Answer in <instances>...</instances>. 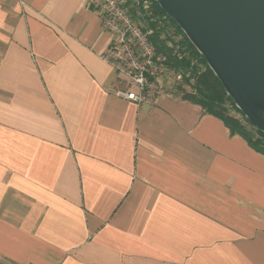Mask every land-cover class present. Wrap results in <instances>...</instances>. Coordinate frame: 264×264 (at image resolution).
<instances>
[{
	"label": "crops",
	"instance_id": "1",
	"mask_svg": "<svg viewBox=\"0 0 264 264\" xmlns=\"http://www.w3.org/2000/svg\"><path fill=\"white\" fill-rule=\"evenodd\" d=\"M88 0H0V264H264V154L101 58Z\"/></svg>",
	"mask_w": 264,
	"mask_h": 264
},
{
	"label": "water",
	"instance_id": "2",
	"mask_svg": "<svg viewBox=\"0 0 264 264\" xmlns=\"http://www.w3.org/2000/svg\"><path fill=\"white\" fill-rule=\"evenodd\" d=\"M264 132V0H155Z\"/></svg>",
	"mask_w": 264,
	"mask_h": 264
},
{
	"label": "built area",
	"instance_id": "3",
	"mask_svg": "<svg viewBox=\"0 0 264 264\" xmlns=\"http://www.w3.org/2000/svg\"><path fill=\"white\" fill-rule=\"evenodd\" d=\"M88 3L99 15L102 29L110 35L100 56L125 83L115 90L116 96L136 104H151L167 91L168 85H177L185 77L194 82L189 71L169 66L168 55L158 51L151 40L154 28L150 23L158 21L164 27L159 37L166 40L171 54L184 56L182 34L167 24L166 15L158 20L154 0H88ZM197 69L200 71L202 66L198 64Z\"/></svg>",
	"mask_w": 264,
	"mask_h": 264
},
{
	"label": "trees",
	"instance_id": "4",
	"mask_svg": "<svg viewBox=\"0 0 264 264\" xmlns=\"http://www.w3.org/2000/svg\"><path fill=\"white\" fill-rule=\"evenodd\" d=\"M153 8L158 20L160 16L166 15L167 24L173 25L176 31L182 34L181 47L184 56L178 58L171 54L170 48L166 46V40L159 37L164 29L163 25L158 21L150 23L154 28L151 40L158 51L168 55L169 66L178 71H189L194 77L193 83H190V77H185L183 82L177 84L176 88L182 92L181 97L200 105L204 112L220 118L232 134L242 136L252 148L264 154V132L256 128L236 106L204 57L155 0ZM198 64L202 66L200 71L197 69ZM185 86L189 90H186Z\"/></svg>",
	"mask_w": 264,
	"mask_h": 264
},
{
	"label": "rangeland",
	"instance_id": "5",
	"mask_svg": "<svg viewBox=\"0 0 264 264\" xmlns=\"http://www.w3.org/2000/svg\"><path fill=\"white\" fill-rule=\"evenodd\" d=\"M174 84V83H173ZM175 87V88H174ZM177 85H173V88L176 89ZM186 90H189V88L187 86L184 87ZM179 90V89H178ZM180 94H182V92H180Z\"/></svg>",
	"mask_w": 264,
	"mask_h": 264
}]
</instances>
